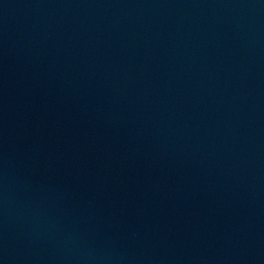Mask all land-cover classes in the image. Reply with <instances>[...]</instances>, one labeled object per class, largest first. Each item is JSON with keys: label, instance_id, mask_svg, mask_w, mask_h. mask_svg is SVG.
I'll return each instance as SVG.
<instances>
[{"label": "water", "instance_id": "1", "mask_svg": "<svg viewBox=\"0 0 264 264\" xmlns=\"http://www.w3.org/2000/svg\"><path fill=\"white\" fill-rule=\"evenodd\" d=\"M0 264H264V0H0Z\"/></svg>", "mask_w": 264, "mask_h": 264}]
</instances>
